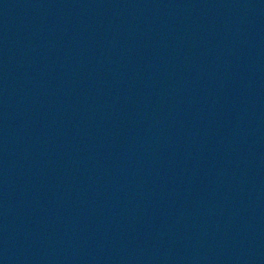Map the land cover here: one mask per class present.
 <instances>
[{
    "label": "water",
    "instance_id": "1",
    "mask_svg": "<svg viewBox=\"0 0 264 264\" xmlns=\"http://www.w3.org/2000/svg\"><path fill=\"white\" fill-rule=\"evenodd\" d=\"M0 264H264V0H0Z\"/></svg>",
    "mask_w": 264,
    "mask_h": 264
}]
</instances>
